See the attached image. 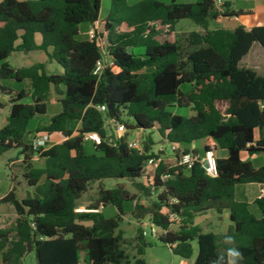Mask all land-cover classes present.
I'll return each instance as SVG.
<instances>
[{
    "label": "trees",
    "instance_id": "obj_1",
    "mask_svg": "<svg viewBox=\"0 0 264 264\" xmlns=\"http://www.w3.org/2000/svg\"><path fill=\"white\" fill-rule=\"evenodd\" d=\"M102 7L103 0L0 1V92L10 103L0 156L20 149L29 187L25 198L11 190L1 200L16 216L10 227L0 228V264H28L32 253L29 264H131L124 234L116 233L126 204L138 223L134 264H145L150 245L141 227L146 218L184 260L192 258L196 242L192 264H230V249L242 255L235 264H264V197L254 201L259 215L235 199L238 184L264 185V165L242 157L264 153V75L240 66L254 43L264 49V25L211 28L213 20L240 14L230 1L219 10L215 0H109L97 33L103 42L81 38V25L99 21ZM184 19L201 30L175 34L173 41L156 39L159 27L174 32ZM25 50L44 52L60 70L50 73L44 62L11 66L8 56ZM100 59L107 63L94 74ZM52 91L61 96L62 110L35 133H60L63 140L33 151L28 123L46 114ZM115 122L136 130L142 146L130 148L128 133L117 134ZM154 130L176 145L174 164L154 150ZM86 133H97L100 143L87 144ZM198 141L203 153L227 152L216 158L214 177L198 161L190 169L179 164L182 154L198 155L192 147ZM34 154L42 166L34 165ZM151 157L159 163L143 183ZM106 179L128 180L139 195L122 185L105 188ZM95 183L97 197L88 209L97 211L77 212ZM109 205L117 209L113 217L101 211ZM207 212L228 214L225 233L205 232L195 223ZM171 214L179 218L177 230L171 229Z\"/></svg>",
    "mask_w": 264,
    "mask_h": 264
},
{
    "label": "rangeland",
    "instance_id": "obj_2",
    "mask_svg": "<svg viewBox=\"0 0 264 264\" xmlns=\"http://www.w3.org/2000/svg\"><path fill=\"white\" fill-rule=\"evenodd\" d=\"M163 1L169 2L170 0H163ZM177 1L194 2L197 0H177ZM230 1L234 9H236L237 11L240 9L255 7L257 3V0H230ZM108 7H109V0H103L102 11L100 14L98 24L96 25L98 31H102L103 29V19L106 15ZM222 25H223L222 19H219V21L213 20L210 22L211 28L221 27ZM91 27H92L91 25L82 24L80 37L83 39L89 38L88 31L91 29ZM193 30H201V29L193 21L189 19H184L177 24L174 32L170 31L168 28L159 27L160 33L157 35L156 39L159 42L173 41L175 34H186ZM258 51L264 54V49L257 43L254 45L251 51V55H256ZM41 53L42 52L40 51L14 52L10 56H8L7 61L13 67L28 66L31 63L40 61ZM262 63L264 64V60L262 61ZM47 69L50 73H54L59 71L60 67L54 62H48ZM259 74L264 75V67L259 69ZM24 86L25 84L23 83L22 87ZM4 97L5 95H3L0 92V101L4 104V106L0 109V129L5 126L10 111L9 98L7 97V99L5 100ZM58 98L60 97L58 96ZM24 101L29 102V98H25ZM61 110L62 107H61V103L59 102V99L50 97L46 114L37 115L33 119H31L28 123V127H27L28 131L33 132L35 131V129H37V127H40L48 123L51 116L58 114ZM172 111L173 113L187 117L193 114V112L187 108H173ZM72 124H75V122H70L69 126L71 127ZM137 135L138 134L136 130H129L128 139L133 140L136 138ZM29 136L30 134L26 135V139H29ZM52 136L54 137L58 136L60 139H63V135L60 133L51 134V137ZM152 137L155 141L154 150L155 151L163 150L164 154L162 155L163 157L162 159L167 163L174 164L175 157L171 148L172 147L171 144L168 141L162 140L156 130H154ZM52 141L53 139L51 140V143L49 145L53 144ZM196 143H197V150L200 151L201 142L198 141ZM87 144L90 145L91 143L88 141ZM19 152L20 149L12 148L8 150L6 153H4L2 156H0V208L3 205H7V204H3L1 200L11 190L15 192V195L19 199L25 198L28 195L29 187L24 178L25 169L23 168L22 165L23 156L20 155ZM33 163L35 166L38 167L43 165V162L38 158L37 154L33 155ZM153 173H154V168L150 166H146L144 176L140 181L145 183L147 180H150ZM119 185H122L124 189L127 190L130 194L139 195L136 189L133 187L132 183L128 180L106 179L103 181V186L105 188H113ZM97 186H98L97 183L93 184L89 188V190L81 197L78 203L81 209H88L89 205L95 202L97 197V193H96ZM141 202L144 204L149 203L148 200H142ZM131 206L132 205L130 204L129 205L126 204L125 207L126 213L123 216V220L120 222L118 228L116 229V233L119 231L123 232L124 238L126 240V243L125 245H123V247L129 256L131 264H134L133 256L136 253L134 248L135 246L134 239L137 235L138 223L135 221V219L131 214V210H132ZM101 211L104 213L106 217H113L117 213V209L111 205L102 208ZM253 212L256 215H259L256 209H253ZM15 216L16 215L14 208L10 205H7V209H5L3 212H0V228L10 227V224L15 218ZM196 222L203 228L205 232L213 231L215 233H225L227 231L229 224V220L224 219V217L217 216V214H215L214 212H207L205 214L200 215L196 219ZM149 224L150 221L148 218H146L143 221V225H142L145 228V230L148 231V235L146 236V238L150 242V245L145 249L144 255L142 256V258L145 261V264H181L183 261L186 262L184 264H192L198 253V246L196 242L193 243L194 253L192 258L189 260H184L180 256L175 255L171 251V248L168 245L162 243L159 240L158 234L160 233V230L158 228H157L158 233L156 235L152 236L150 234ZM179 225L180 222L175 221L171 229L177 230L179 228ZM29 259H34L33 253L28 258V262H27L28 264H29Z\"/></svg>",
    "mask_w": 264,
    "mask_h": 264
},
{
    "label": "crops",
    "instance_id": "obj_3",
    "mask_svg": "<svg viewBox=\"0 0 264 264\" xmlns=\"http://www.w3.org/2000/svg\"><path fill=\"white\" fill-rule=\"evenodd\" d=\"M223 1L225 2V1H230V0H223ZM232 9L235 12H239L240 14L238 16L229 17V18H224V17L219 18V19H222V22H223V25L221 27H224L227 29H235L237 26L243 25L244 27L249 29V28H252L254 26H263L264 25V0H257L255 7H249V8L240 9L237 11L232 6ZM219 19H217L215 21H219ZM214 28H216V27H214ZM255 44H257V43L253 44L250 52L241 60L240 66L246 67V68H251L259 74V69L264 67V64L262 63V61L264 60V54H262V52L258 51L256 53V55H251V51H252ZM40 52H42V51H40ZM38 62H44L46 64L49 62V59L47 58V56L45 55L44 52H42L40 54V61H38ZM31 64H29V65H31ZM12 85H14V84H12ZM58 96L61 97L55 91L54 92L52 91L51 97H54L55 99H59ZM7 97L9 98V96L5 95L4 99L6 100ZM33 133H35V131H33L31 134H33ZM31 134H30V136H31ZM30 136H29V139H30ZM52 139H53L54 143H59L63 140V139H60L58 136H55V137L52 136ZM192 147L197 148V143L193 144ZM158 151H163V150H158ZM203 154L204 153H203L202 143H201V149L198 152V155L200 157H202ZM214 155L216 158H224L227 156V152L224 149H217L216 151H214ZM263 155H264V153L254 155L252 157H248L247 155L243 154L242 157H243V159H248V160L252 161L255 166H261V165H264V156ZM262 188H264V185L259 184V183L238 184L235 188V199H236V201H245V202L249 203L252 211H253V209H256L258 211V209L256 208V206L254 204V201L259 198L260 190ZM258 213H259V211H258ZM217 216L224 217V219L228 220V214L226 212L223 213L222 215L217 214ZM198 217L199 216H197L196 219ZM196 219H195V223L198 224L196 222ZM229 224H230V222H229ZM229 224H228V227H229ZM184 263H186V262L183 261L181 264H184Z\"/></svg>",
    "mask_w": 264,
    "mask_h": 264
},
{
    "label": "built area",
    "instance_id": "obj_4",
    "mask_svg": "<svg viewBox=\"0 0 264 264\" xmlns=\"http://www.w3.org/2000/svg\"><path fill=\"white\" fill-rule=\"evenodd\" d=\"M215 5L219 10H222L223 5H224V1L223 0H215ZM98 24V21L95 22L93 25H91V29L88 31V35L90 40H97L100 42V44L103 42L102 40H99L100 38H98L97 33L100 32L97 30L96 25ZM106 61L104 59H100L96 62L95 64V68H94V74H98L101 72V70L104 68V66L106 65ZM108 64L110 66L113 65V62H108ZM101 110H104L105 107L101 106L100 107ZM114 127H115V131L117 132V134H119L120 136H124L125 134L129 133V130L126 128V126L121 123V122H115L114 123ZM137 136L135 139L133 140H129L127 139V144L130 148H140L142 146V141L140 138V134L137 132ZM51 135L48 133H43V132H38V133H33L30 136V144H31V148L33 151H38L40 148H45L47 146H49V144L51 143ZM84 140L85 141H93L97 144L100 143V136L97 133H86L84 135ZM53 142V141H52ZM54 143V142H53ZM172 150L176 149V145H173ZM160 151H158L159 153ZM200 162L202 167L204 168L205 172L209 175V176H216L217 174V163H216V157L214 155L213 152L208 151V152H204L203 156L200 157L199 155H193L190 153L187 154H182L179 160V164L183 165L186 169H190L193 164L195 162ZM159 163V159L156 157H151L148 160H146V164L147 166L153 167L155 168ZM264 197V188H262L260 190V194H259V198ZM77 212H82V211H97V210H92V209H76ZM170 217L174 220V221H179V218L174 215L171 214ZM143 225V224H142ZM143 229V235L147 236L148 235V231L145 230V228L143 226H141ZM149 228H150V234L152 236L156 235L157 232V227L152 224L150 222L149 224Z\"/></svg>",
    "mask_w": 264,
    "mask_h": 264
},
{
    "label": "clouds",
    "instance_id": "obj_5",
    "mask_svg": "<svg viewBox=\"0 0 264 264\" xmlns=\"http://www.w3.org/2000/svg\"><path fill=\"white\" fill-rule=\"evenodd\" d=\"M228 240H229V242H231V238L230 237L228 238ZM228 254H229V256L231 258H233L230 261V264H235L237 258H242L241 253L239 251L235 250V249H230Z\"/></svg>",
    "mask_w": 264,
    "mask_h": 264
},
{
    "label": "water",
    "instance_id": "obj_6",
    "mask_svg": "<svg viewBox=\"0 0 264 264\" xmlns=\"http://www.w3.org/2000/svg\"><path fill=\"white\" fill-rule=\"evenodd\" d=\"M26 51V50H25ZM164 151H160L159 154H162ZM5 209H7V205H3L1 208H0V212H3ZM39 231H40V228H39ZM112 264V263H111Z\"/></svg>",
    "mask_w": 264,
    "mask_h": 264
}]
</instances>
